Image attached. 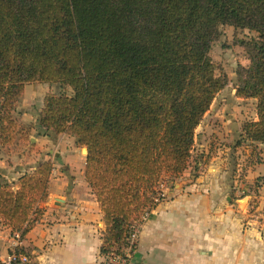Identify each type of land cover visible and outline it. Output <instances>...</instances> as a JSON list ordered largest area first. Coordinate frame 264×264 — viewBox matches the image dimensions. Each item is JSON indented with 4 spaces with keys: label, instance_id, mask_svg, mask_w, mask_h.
<instances>
[{
    "label": "trees",
    "instance_id": "1",
    "mask_svg": "<svg viewBox=\"0 0 264 264\" xmlns=\"http://www.w3.org/2000/svg\"><path fill=\"white\" fill-rule=\"evenodd\" d=\"M225 24L257 34L235 95L256 99L242 133L264 144V0H0V146L20 133L13 114L26 83L71 89L45 95L38 128L87 149L102 255L122 252L161 177L188 166L195 130L225 86L209 55ZM52 170L42 161L15 184L0 182V220L11 230L25 235L40 218Z\"/></svg>",
    "mask_w": 264,
    "mask_h": 264
},
{
    "label": "crops",
    "instance_id": "2",
    "mask_svg": "<svg viewBox=\"0 0 264 264\" xmlns=\"http://www.w3.org/2000/svg\"><path fill=\"white\" fill-rule=\"evenodd\" d=\"M237 147L214 156L196 182H175L141 222L126 264H264V222L257 216L264 193L258 190L263 200L252 211L238 203L248 196L242 165L231 159ZM85 158L67 162L79 184L67 194H62L64 179L52 170L48 197L39 204L43 213L23 239L34 264H107L100 253L105 225L95 195L87 192ZM263 165L247 167L245 178L264 176ZM10 232L0 220L1 257Z\"/></svg>",
    "mask_w": 264,
    "mask_h": 264
},
{
    "label": "rangeland",
    "instance_id": "3",
    "mask_svg": "<svg viewBox=\"0 0 264 264\" xmlns=\"http://www.w3.org/2000/svg\"><path fill=\"white\" fill-rule=\"evenodd\" d=\"M256 35L254 31L226 24L214 30L209 55L215 67V75L225 78V86L215 95L195 130L194 144L186 169L174 179L166 175L161 177L162 183L168 186L165 194H170L175 182L184 185L196 182L200 175L207 173L204 170L205 165L214 156L223 157L224 153L231 152L238 146L235 150L239 151L238 154L233 155L234 158L231 159L241 163L243 170L241 180L246 189L243 195L250 197L242 196L244 198L241 197L242 200L238 203L242 209L247 208L249 211L260 206V201L263 200L260 196L264 193V176L249 180L245 178V170L249 166L264 163V144L246 140L242 133L244 122L256 120V99L239 98L235 95L238 71L249 64V55L252 51L249 44ZM63 92L70 94L71 89L61 87L58 83L33 82L24 85L13 114L20 124V133L9 146H0V182L15 184L23 173L31 172L37 163L50 160L53 168L57 169L58 178L64 179L62 194L75 190L79 185L74 181L78 173L70 175L69 167L67 170L66 166L74 156L77 158L86 156L85 147L78 146L75 138L70 135H57L38 128V118L45 95ZM258 190H261V193ZM87 192L93 194L90 187ZM261 206L257 216L258 221L262 223L264 222L262 202Z\"/></svg>",
    "mask_w": 264,
    "mask_h": 264
},
{
    "label": "built area",
    "instance_id": "4",
    "mask_svg": "<svg viewBox=\"0 0 264 264\" xmlns=\"http://www.w3.org/2000/svg\"><path fill=\"white\" fill-rule=\"evenodd\" d=\"M167 189V184H163L160 180L156 189V194L153 197L155 203H158L165 198ZM145 216L146 214L142 217L140 222H136L131 226V230L127 238V246L121 253L113 251L104 256L107 264L127 263L128 257L137 244L139 229ZM24 236L25 235H23L20 231L11 230L7 241V251L3 257L0 256V264H34L30 254L25 250L23 245Z\"/></svg>",
    "mask_w": 264,
    "mask_h": 264
},
{
    "label": "water",
    "instance_id": "5",
    "mask_svg": "<svg viewBox=\"0 0 264 264\" xmlns=\"http://www.w3.org/2000/svg\"><path fill=\"white\" fill-rule=\"evenodd\" d=\"M85 150H86V151H85V154H87V149L85 148Z\"/></svg>",
    "mask_w": 264,
    "mask_h": 264
},
{
    "label": "bare ground",
    "instance_id": "6",
    "mask_svg": "<svg viewBox=\"0 0 264 264\" xmlns=\"http://www.w3.org/2000/svg\"><path fill=\"white\" fill-rule=\"evenodd\" d=\"M86 150H84V152H85Z\"/></svg>",
    "mask_w": 264,
    "mask_h": 264
}]
</instances>
